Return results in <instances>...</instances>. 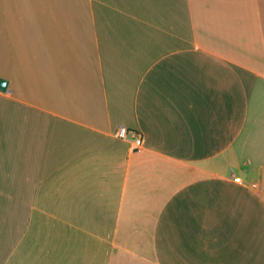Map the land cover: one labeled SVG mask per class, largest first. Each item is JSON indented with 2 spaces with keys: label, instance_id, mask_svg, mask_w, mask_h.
<instances>
[{
  "label": "crops",
  "instance_id": "0c3cea01",
  "mask_svg": "<svg viewBox=\"0 0 264 264\" xmlns=\"http://www.w3.org/2000/svg\"><path fill=\"white\" fill-rule=\"evenodd\" d=\"M0 80V264H264V0H0Z\"/></svg>",
  "mask_w": 264,
  "mask_h": 264
},
{
  "label": "built area",
  "instance_id": "2783aa9c",
  "mask_svg": "<svg viewBox=\"0 0 264 264\" xmlns=\"http://www.w3.org/2000/svg\"><path fill=\"white\" fill-rule=\"evenodd\" d=\"M128 136H132L133 138V148L137 149L141 146L142 144V139L139 136H134V134H132L130 131H128L125 127L120 126L116 132V137L118 139H126ZM234 181L239 183L240 182V178L239 177H235Z\"/></svg>",
  "mask_w": 264,
  "mask_h": 264
},
{
  "label": "water",
  "instance_id": "95a60500",
  "mask_svg": "<svg viewBox=\"0 0 264 264\" xmlns=\"http://www.w3.org/2000/svg\"><path fill=\"white\" fill-rule=\"evenodd\" d=\"M6 82L3 80H0V90H3L5 88Z\"/></svg>",
  "mask_w": 264,
  "mask_h": 264
}]
</instances>
